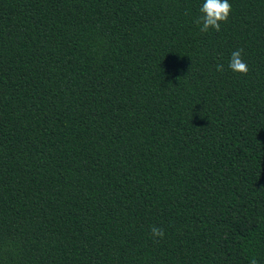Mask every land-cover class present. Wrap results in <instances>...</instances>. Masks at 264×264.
I'll return each mask as SVG.
<instances>
[{
  "label": "trees",
  "instance_id": "1",
  "mask_svg": "<svg viewBox=\"0 0 264 264\" xmlns=\"http://www.w3.org/2000/svg\"><path fill=\"white\" fill-rule=\"evenodd\" d=\"M203 2L0 0V264H264V0Z\"/></svg>",
  "mask_w": 264,
  "mask_h": 264
},
{
  "label": "clouds",
  "instance_id": "2",
  "mask_svg": "<svg viewBox=\"0 0 264 264\" xmlns=\"http://www.w3.org/2000/svg\"><path fill=\"white\" fill-rule=\"evenodd\" d=\"M232 11V5L229 0H204L199 9L200 15L197 17L195 23L199 26L202 33L209 32L214 29L219 32L221 24L226 23ZM243 49L233 51L230 55L228 67L233 73L246 75L248 73V65L242 58ZM218 72L224 71L222 64L216 65ZM151 235L154 240L164 238V230L157 226H152L150 229ZM250 264H257L255 258L250 260Z\"/></svg>",
  "mask_w": 264,
  "mask_h": 264
}]
</instances>
